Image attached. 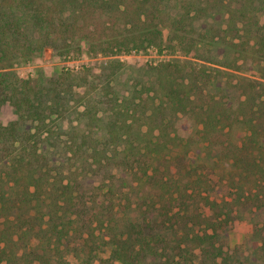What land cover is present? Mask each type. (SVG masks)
<instances>
[{"label": "trees", "instance_id": "trees-1", "mask_svg": "<svg viewBox=\"0 0 264 264\" xmlns=\"http://www.w3.org/2000/svg\"><path fill=\"white\" fill-rule=\"evenodd\" d=\"M3 106L0 264H264V0H0Z\"/></svg>", "mask_w": 264, "mask_h": 264}, {"label": "rangeland", "instance_id": "rangeland-1", "mask_svg": "<svg viewBox=\"0 0 264 264\" xmlns=\"http://www.w3.org/2000/svg\"><path fill=\"white\" fill-rule=\"evenodd\" d=\"M45 51L42 52L41 58L38 62V66L42 69L44 75H49L60 68L77 69L82 66L86 67H97L101 62L104 61L102 57L92 56H76L71 55L65 60L54 56L51 50H48L46 59L44 58ZM169 56H160L155 52H140L131 53L128 55H122L119 59L127 66H142V65H154L160 61H166ZM29 67L21 68V73L25 74L29 71ZM129 71L126 70L121 81H125L128 77ZM15 119V115L11 108L3 106L0 108V122L3 124L9 123ZM189 125V124H188ZM187 125V127H188ZM194 128L191 129L193 131ZM190 129H187V133H191ZM234 137H241L239 131H234ZM251 233L250 215L245 212L243 213L242 219H237L232 223L231 232L229 235L228 242L231 246L238 245L247 251L252 249V244L249 243Z\"/></svg>", "mask_w": 264, "mask_h": 264}, {"label": "water", "instance_id": "water-1", "mask_svg": "<svg viewBox=\"0 0 264 264\" xmlns=\"http://www.w3.org/2000/svg\"><path fill=\"white\" fill-rule=\"evenodd\" d=\"M47 52H48V50H45V56H44L45 59L47 57Z\"/></svg>", "mask_w": 264, "mask_h": 264}]
</instances>
